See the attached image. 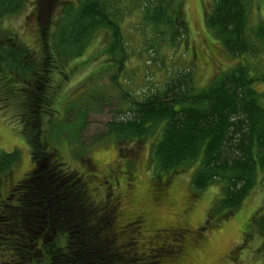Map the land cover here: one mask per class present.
<instances>
[{"label": "trees", "instance_id": "obj_1", "mask_svg": "<svg viewBox=\"0 0 264 264\" xmlns=\"http://www.w3.org/2000/svg\"><path fill=\"white\" fill-rule=\"evenodd\" d=\"M28 1L0 0V110L16 106L33 164V169L0 200L2 250L13 246L17 256L2 264H157L154 257L160 258L168 250V238L153 254L139 252L136 238L125 235L131 233L130 226L141 223L138 218L118 234L115 223L121 193L109 199L108 191L103 202H94L88 185L94 176L86 170H67L57 150L48 147L49 134L40 116L46 109H54L53 92L57 89L49 73L57 68L60 57L80 56L90 37L104 29L109 38L105 48L107 68H116L111 77L115 80L125 68L128 53L120 28L123 16L131 10L128 3L139 7L153 37L176 44L188 33L183 0H77L63 2L60 8V0H51L48 7L44 5L49 0H36L35 11L28 17L36 16L42 41L38 51L18 42L2 26L6 16L21 12ZM249 3L212 0L210 10L205 12V27L229 56L240 59L207 86L195 87L192 72L181 69L157 89L143 91L140 96L126 87L121 92L127 110H119L122 116L108 121L105 131L88 145L80 144V130L89 109L84 106L76 113L69 108L66 121L71 125L79 159L83 158L82 151L100 140L112 138L117 145L125 146L130 140L157 133L151 153L157 174L195 165L192 191L220 184L221 197L215 209L226 215L241 206L256 184L264 187V91L254 88L256 82L264 83V73L256 76L245 59L261 58L264 21L249 28ZM58 128L52 130L54 137L56 131V136L61 132ZM16 156L15 152L0 155V175ZM86 169L93 170L88 165ZM159 179L153 187L161 190ZM262 207L261 213L253 215L252 224L264 249V202ZM245 231L249 236L247 226ZM121 234L126 240L119 245ZM61 238L62 246L58 243Z\"/></svg>", "mask_w": 264, "mask_h": 264}, {"label": "rangeland", "instance_id": "obj_2", "mask_svg": "<svg viewBox=\"0 0 264 264\" xmlns=\"http://www.w3.org/2000/svg\"><path fill=\"white\" fill-rule=\"evenodd\" d=\"M50 1L44 6L48 7ZM60 1L59 8L63 2H77ZM211 4L212 0H183L182 12L188 33L176 44H171L153 37L151 28L143 23L139 7L128 3L131 10L120 24L128 52L122 72L115 80L111 79L116 68H107L108 33L104 29L98 30L87 41L80 56L60 57L56 62L57 68L49 73L57 89L53 92L54 109H46L40 116L42 126L49 134L48 147L57 150L67 170L82 173L86 165L94 169L85 171L94 176L88 184L94 202H103L108 191L109 199L122 193L115 223L118 234L138 218L141 223L134 228L130 226L131 233L125 235L132 240L136 238L135 248L139 252L153 254L162 240L168 238L165 244L168 250L162 257H154L159 261L157 264H264L262 240L252 224L253 215L263 210L264 187L256 184L241 206L226 215L215 209L221 197L220 184L214 183L200 192L192 191L191 176L195 165L178 172L157 174L151 157L157 133L130 140L125 146L106 138L89 145L81 152L83 158L79 159L71 125L66 121L67 110L70 108L77 113L81 107L89 109L80 130V144L88 145L91 139L105 131L108 121L122 116L119 110H127L121 92L126 87L130 93L140 96L143 91L157 89L169 75L187 69L193 74L195 87L201 89L221 71L235 67L240 59L229 56L204 25V15ZM33 7H36V0H29L21 12L6 16L2 26L14 34L18 42L38 51L42 41L39 40L36 16L28 17V13L35 11ZM248 11V26L252 28L264 21V0H250ZM245 59L256 76L264 73V48L259 60L248 56ZM254 88L263 92L264 83L258 81ZM15 108V105H9L6 111L0 110V155L17 154L14 162L0 175V196L33 169L31 148L21 132ZM55 127L61 132L56 136V131L54 137L52 130ZM158 176L160 179H156ZM158 179L161 190L153 187ZM245 226L250 231L249 236H245ZM122 236L118 237L119 245L126 240ZM2 243L0 238V264L17 259L13 246L4 252ZM58 243L64 245L63 238Z\"/></svg>", "mask_w": 264, "mask_h": 264}, {"label": "flooded vegetation", "instance_id": "obj_3", "mask_svg": "<svg viewBox=\"0 0 264 264\" xmlns=\"http://www.w3.org/2000/svg\"><path fill=\"white\" fill-rule=\"evenodd\" d=\"M97 167H98V166H96V168H97ZM85 170H86V169H85ZM93 170H94V169H93ZM105 180H107V179H105ZM18 181H19V180H18ZM18 181H16V182H18ZM16 182H15V183H16ZM104 182H105V181H104ZM15 183H14V184H15ZM89 183H90V182H89ZM14 184H13V185H14ZM13 185H12L11 187H7L6 190L4 191L5 195L0 196V198H1V197H4V198H5V196H6L7 194H9V192H10V190L12 189ZM126 187H127V186H126ZM121 194H122V193H121Z\"/></svg>", "mask_w": 264, "mask_h": 264}]
</instances>
